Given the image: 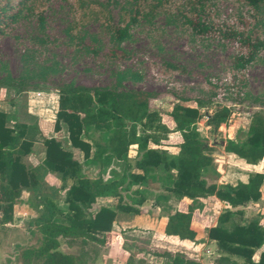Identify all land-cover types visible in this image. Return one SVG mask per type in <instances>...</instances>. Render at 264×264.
<instances>
[{"label": "rangeland", "instance_id": "rangeland-1", "mask_svg": "<svg viewBox=\"0 0 264 264\" xmlns=\"http://www.w3.org/2000/svg\"><path fill=\"white\" fill-rule=\"evenodd\" d=\"M148 2L150 6L144 16L130 28L129 36L117 48L107 25L119 24L121 13L130 8L131 0H35L0 36V111L4 112L8 125L19 122L36 128L34 134L25 135L32 142L30 152L24 156L27 167L41 161L43 139L55 137L71 150L85 176L97 175L99 164L83 160L80 152L69 147L64 125L59 131H53L57 89L66 85L86 86L95 91L152 92L155 96L150 99V106L161 111L162 120L169 126L172 124L164 113L173 104L193 105L199 100L202 106L198 107V131L210 155H221V141H240L255 113L264 121V50L237 72L231 68L232 58L241 49L234 40L222 35L225 29L240 27L243 22L251 23L249 6L237 0H209L205 11L213 28L197 34L183 24L181 13L185 0ZM155 2L163 6L153 9ZM258 21L264 31V4L258 6ZM239 79L244 81V86H239ZM215 107L229 109L231 118L214 130L206 124L205 115ZM137 130L141 131L139 124ZM170 132L166 134V141L173 143L176 138L170 136ZM89 135L91 140H99L101 133L90 129ZM134 153L135 148L131 146L128 150L130 167ZM213 165L215 168L202 170L203 179L213 176L219 164ZM123 167L122 162L112 161L103 170V179L117 178ZM221 170L225 172L224 168ZM162 174L159 168L150 169L148 183L139 187L148 205L159 204L160 198L172 196L164 189L170 182L162 179ZM235 177L232 174L225 179L234 183ZM45 181L59 189L57 203L65 209L64 191L70 180L61 181L58 174L50 172ZM132 189L129 187L121 192L123 202L129 201ZM28 196V192L22 191L16 205L18 225L5 230L0 227V255L6 263L20 264L16 259L17 251L34 246L39 240L36 231L31 234L27 230L28 221L36 215V210L26 202ZM208 197L197 198L196 205L200 207ZM115 201V198L98 199L92 208L113 207ZM23 202L27 206L25 212L19 207ZM212 215L211 211L207 224L211 223ZM252 216L253 212L245 217ZM262 221L264 225V217ZM116 234L120 240H111ZM137 234L131 228L124 231L111 228L104 245L93 243L82 248L78 240L67 246L59 239L58 249L78 254L81 264H125L129 255L136 264H172V257L189 261L184 264H221L215 245L208 246L209 252L200 247L193 252L188 248L185 251L184 246L174 243L171 249H166L157 238H143ZM235 260L241 263L240 259Z\"/></svg>", "mask_w": 264, "mask_h": 264}, {"label": "trees", "instance_id": "trees-1", "mask_svg": "<svg viewBox=\"0 0 264 264\" xmlns=\"http://www.w3.org/2000/svg\"><path fill=\"white\" fill-rule=\"evenodd\" d=\"M35 0H0V36L22 15L28 4ZM167 0H164L165 3ZM209 0H185L181 17L183 24L194 33L204 34L213 28L205 11ZM252 11L251 23L225 29L222 35L234 40L241 51L232 58L231 68L243 70L258 53L264 50V31L258 21V6L264 0H237ZM155 2L153 9L162 7ZM148 0H131V6L121 13L116 26L107 25L117 46L129 36V30L137 24L150 5ZM38 21L42 19L37 16ZM168 67H174L170 64ZM239 79V86H244ZM155 96L147 91H118L116 89L93 90L86 86H62L57 89L56 111L53 131L63 124L70 148L80 152L83 160L99 164L93 178L81 172V163L65 148L60 139L45 137L42 141L43 157L31 167L24 163L32 142L25 138L34 134V125L6 123L0 111V224L10 222L13 205L18 203L21 192H28L26 201L36 210L28 221V232L39 234L36 245L20 248L16 259L20 264H81L78 254L65 253L58 249L59 239L67 246L78 240L83 248L86 244L104 245L107 233L117 212L138 214V206L144 201L139 187L150 179L149 170L159 168L162 179L169 181L166 192L179 202L174 211L166 215L163 233L178 240L194 241L198 230L206 229L208 240H212L217 259L221 264H264V228L256 216L243 218L237 209L260 197V186L264 182L263 172L247 173L245 181L216 185L206 183L201 172L212 164L206 141L199 135L197 118L199 100L193 105L175 103L164 116L172 124L162 120V113L150 106ZM231 118L226 107H215L206 115V124L212 129ZM137 124L141 131L137 130ZM100 132L99 140H91L89 130ZM179 134L177 142L166 141V134ZM134 146V160L130 167L128 150ZM223 150L233 154L247 164H256L264 157V121L257 113L250 119L245 136L240 141L226 139ZM171 152L169 154L168 152ZM112 161L124 164L123 172L114 179H103V170ZM56 173L61 181L70 180L64 191L65 209L58 206L59 189L45 181L48 173ZM133 187L128 202L121 200V192ZM214 196L226 205L218 215L216 225L207 224L208 216L197 198ZM115 198L113 207L99 205L92 208L96 198ZM33 202H32V200ZM33 227V229L31 228ZM111 240L119 241V235ZM258 251L257 259H253ZM234 258V259H233ZM235 258L240 259L237 263ZM172 264L189 263L186 259L171 258ZM125 264H136L129 255Z\"/></svg>", "mask_w": 264, "mask_h": 264}, {"label": "crops", "instance_id": "crops-1", "mask_svg": "<svg viewBox=\"0 0 264 264\" xmlns=\"http://www.w3.org/2000/svg\"><path fill=\"white\" fill-rule=\"evenodd\" d=\"M55 113V112H54ZM198 124V123H197ZM170 129L172 128V125L168 126ZM172 133V137L176 138L174 142H177L179 140V134L177 132H170ZM170 142V141H167ZM223 144L224 141L220 142V153L221 155H211L212 157V164L209 167L215 168L214 163H218L215 173L210 178H205L204 180L207 183H214L216 185L224 184V183H231L229 181H226L225 178L232 175L237 176L235 177L238 181H245L247 173L249 172H263L264 173V157L259 160L256 164H247L243 160L237 158L231 153H228L223 150ZM213 146V145H212ZM232 161V163H231ZM233 164V165H230ZM229 166H233L232 168ZM206 167V168H209ZM210 168V171L211 169ZM224 168L225 172L221 169ZM236 180V181H237ZM235 181V182H236ZM233 184V183H231ZM103 198H110V197H99L96 198L95 203H97L98 199ZM160 198V197H159ZM160 201L159 204L151 206L148 205L144 201L138 206L140 212L138 214L133 213H123V212H117L114 220L111 223V228L113 230L119 231V230H125L131 228L133 231L138 232V237L143 238H149L152 239V236L157 238L156 240H160L158 242L166 249H171L173 247L172 243L180 246H184L183 248L185 251H188V249H191L193 252L194 249H197L198 247L203 248L204 250L209 252L208 246H214V242L212 240H208L206 236V229L198 230L196 233V236L194 237V241H188V240H178L173 236H167L163 233V225L166 218V215L175 209L178 208L179 202L174 199L172 196H165ZM19 203V202H18ZM93 204V205H94ZM264 182L260 186V197L258 200L254 202H247L243 206L237 207V209H241L243 211V218H246L245 216L248 214H252L253 216H256L259 220L260 225L264 228L262 218L264 216ZM16 204L13 205L12 208V219L10 222L0 224V227H3L5 230L6 227H12L17 226L16 223ZM213 205V207H212ZM218 205V207H215ZM109 206V205H107ZM20 209L25 212L24 207H27L26 204L23 202L21 205H19ZM170 207V209L168 208ZM221 208H226V205L223 202H220L217 200L214 196H210L207 198L205 203L202 205V210L204 214H206L208 217L210 216V213L212 211V221L209 224L210 225H216L217 223V215L221 212ZM164 209L166 211H164ZM247 210V211H246ZM252 216V217H253ZM251 218V217H250ZM18 222V221H17ZM140 234V235H139ZM170 242V243H169ZM168 245V246H167ZM3 255H0V259L2 260ZM258 256V251H256L253 255V259L256 260ZM11 258V257H10ZM2 264H10V262L6 263L5 259L2 260Z\"/></svg>", "mask_w": 264, "mask_h": 264}, {"label": "built area", "instance_id": "built-area-1", "mask_svg": "<svg viewBox=\"0 0 264 264\" xmlns=\"http://www.w3.org/2000/svg\"><path fill=\"white\" fill-rule=\"evenodd\" d=\"M205 119H206V115H205ZM206 121V120H205Z\"/></svg>", "mask_w": 264, "mask_h": 264}]
</instances>
